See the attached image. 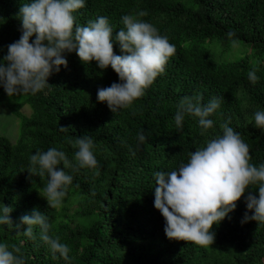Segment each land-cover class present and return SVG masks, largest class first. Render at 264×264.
Here are the masks:
<instances>
[{
  "label": "trees",
  "instance_id": "trees-1",
  "mask_svg": "<svg viewBox=\"0 0 264 264\" xmlns=\"http://www.w3.org/2000/svg\"><path fill=\"white\" fill-rule=\"evenodd\" d=\"M27 2L0 0V60L22 35L19 9ZM139 11L148 13L141 19L168 36L176 53L131 108L114 113L98 101V90L119 83L118 74L110 66L82 62L75 51L63 54L68 67L54 72L35 96L11 102L0 87V104L21 120L17 142L0 135V206L13 209L12 227L0 225V243L19 247L26 264H264V224L241 223L245 213L254 214L246 206L247 193L213 225L215 242L207 247L169 239L165 218L154 206V174L186 163L189 153L222 134L226 122L249 145L250 162L264 163V130L254 124V113L264 110V0H86L75 15L80 25L107 17L115 34L124 28L123 16ZM240 42L252 50L236 60L218 61L211 49L216 43L225 52ZM114 53L122 55L116 43ZM250 70L259 77L256 84L247 77ZM196 95L202 103L221 98L210 117L215 127L206 135L196 117L186 116L182 130L174 123L179 101ZM25 104L30 116L22 112ZM142 131L143 144L137 138ZM85 135L94 141L98 166L66 169L73 183L62 206L49 207L42 196L47 176L27 171L29 158L55 147L75 164V142ZM34 210L48 218L50 235L69 246L70 262L53 255L39 227L33 229L35 239L23 234L28 226L21 217Z\"/></svg>",
  "mask_w": 264,
  "mask_h": 264
},
{
  "label": "clouds",
  "instance_id": "clouds-1",
  "mask_svg": "<svg viewBox=\"0 0 264 264\" xmlns=\"http://www.w3.org/2000/svg\"><path fill=\"white\" fill-rule=\"evenodd\" d=\"M85 6L86 0H29L21 5L22 35L7 46V54L0 60V87L9 97L43 92L49 85V77L59 72L61 66L68 67L63 55L66 51H75L84 63L95 61L100 69L110 66L118 74L119 83L100 88L97 93L98 101L106 102L114 113L131 108L165 72L176 46L156 26L141 19L148 15L146 11L123 16L124 28L114 34L113 26L104 16L89 20L87 25L78 24L75 13ZM114 43L119 45L122 55L114 53ZM247 77L252 84L259 80L255 70H250ZM202 99L196 95L179 101L174 116L178 130L183 129L186 116L198 119L201 135L214 129L215 121L210 117L221 108V98L213 97L207 103H202ZM229 123L220 125L221 135L189 153L186 163L182 162L175 170L154 174V206L165 218L169 239L202 247L213 245V225L228 217L246 193V206L254 214L245 213L241 223L254 220L264 224V163L257 166L250 162L249 145ZM254 124L264 130V110L254 113ZM60 130L67 129L60 127ZM137 138L141 144L147 140L143 131ZM75 146V164L55 147L37 151L29 158L27 171L40 178L47 176L42 196L49 207L59 209L73 183V176L66 169L98 166L91 136L80 137ZM12 211L9 206H0V225L12 227ZM21 222L28 226L23 232L26 237L35 239L33 229L39 227L40 239L53 255L59 253L70 262L69 246L50 235L52 225L44 214L34 210L31 215L21 217ZM0 264H26V261L19 247L13 245L10 249L0 243Z\"/></svg>",
  "mask_w": 264,
  "mask_h": 264
},
{
  "label": "rangeland",
  "instance_id": "rangeland-1",
  "mask_svg": "<svg viewBox=\"0 0 264 264\" xmlns=\"http://www.w3.org/2000/svg\"><path fill=\"white\" fill-rule=\"evenodd\" d=\"M211 49L216 54L218 61L236 60L247 53H251V47L246 43H237L232 46L230 50L222 51L219 44H214ZM25 100V96L11 97V102H22ZM22 112L30 116L32 114V108L30 105L25 104L22 108ZM21 120L17 118L9 109L3 107L0 104V135L8 137L12 142H17L20 136Z\"/></svg>",
  "mask_w": 264,
  "mask_h": 264
}]
</instances>
